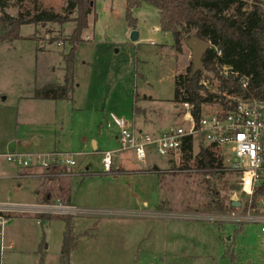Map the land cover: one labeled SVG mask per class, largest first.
I'll use <instances>...</instances> for the list:
<instances>
[{
  "label": "rangeland",
  "instance_id": "1",
  "mask_svg": "<svg viewBox=\"0 0 264 264\" xmlns=\"http://www.w3.org/2000/svg\"><path fill=\"white\" fill-rule=\"evenodd\" d=\"M92 1L87 27L74 51L71 99L32 95L43 84L63 81L73 23H23L13 39L2 38L7 27L0 29V153H18L20 161L30 160L23 166L0 156V201L29 205L43 201L48 193L63 203L97 211L70 217L73 248L65 264H264V233L256 231V224L197 216L227 205L232 191L244 198L237 175L227 167L233 156L224 157V148L212 147L226 167L220 172L196 167L197 139L189 160L180 152L167 157L150 152L142 162L131 150H116L119 144L112 131L117 127H107L104 120L97 126L100 110L107 118L112 111L135 125L148 120L140 124L148 132L182 124L179 103L172 101L173 77L192 63L188 47L183 44L178 53L169 32L154 30L159 17L151 4L133 7L134 24L129 25L125 0ZM7 4L4 11L9 15L21 12L28 17L36 8L62 12L66 2ZM133 30L136 40L130 39ZM201 71L202 85L218 92L220 67L216 73L203 66ZM135 93L142 112L133 116ZM221 95L231 101L230 94ZM216 103L203 108L220 109ZM207 145L203 142L202 147ZM106 149L115 153L104 172ZM37 157L47 166L35 162ZM67 157L73 165L64 162ZM36 215L9 214L4 237L10 247L0 252V264H61L65 217L41 220Z\"/></svg>",
  "mask_w": 264,
  "mask_h": 264
},
{
  "label": "trees",
  "instance_id": "2",
  "mask_svg": "<svg viewBox=\"0 0 264 264\" xmlns=\"http://www.w3.org/2000/svg\"><path fill=\"white\" fill-rule=\"evenodd\" d=\"M21 3L23 0H17ZM248 1H250L248 5ZM62 12L52 9H38L25 17L21 12L11 16L4 11L8 6L7 0H0V29L5 31L2 38L13 39L19 36V26L23 23H73V29L67 38L70 50L64 55V76L62 83L45 84L33 93V98L39 99H71L75 81L73 72L74 51L81 41L80 35L87 27V16L91 13L92 0H65ZM126 19L129 25L134 21L131 9L141 3H149L158 12L159 27L172 36V48L180 53L184 40L190 35L207 41L209 47L202 55L204 69L216 73L221 65H226L237 75L220 76L218 92H211L200 82L202 71L190 74L188 65L184 73H177L173 77V99L175 103L187 101L193 104V115L197 118L201 105L217 102L222 108H228V100L224 101L222 91L236 96H251L264 98V1L263 0H125ZM28 15V13H27ZM218 68V69H217ZM246 79L245 88L241 87V80ZM135 99L137 94L135 93ZM134 114L141 113V109L133 105ZM212 145L200 147L194 162L198 168H206L214 172L223 169L221 158L216 155ZM184 159L192 157L191 138L187 137L181 147ZM46 200V199H45ZM229 205L222 204L215 211L226 210ZM50 215L37 214L39 219ZM65 217V229L60 247V262L65 260L73 248L71 216ZM42 222V221H41ZM39 261L42 251H39Z\"/></svg>",
  "mask_w": 264,
  "mask_h": 264
},
{
  "label": "built area",
  "instance_id": "3",
  "mask_svg": "<svg viewBox=\"0 0 264 264\" xmlns=\"http://www.w3.org/2000/svg\"><path fill=\"white\" fill-rule=\"evenodd\" d=\"M220 69L224 77L230 74L234 78L237 75L226 65H221ZM246 84L247 80L242 79L241 87L245 88ZM230 100L226 109L219 105L220 109L204 110L203 107L209 103L202 104L197 118L193 115L192 103L179 102L177 115L182 124L161 129L158 132L136 131L126 120L113 113H109L106 126H115L118 129L119 146L116 150L118 152L131 150L135 159L142 162L150 152L165 157L173 153H181V147L187 137L191 138L192 145L197 139L198 147L203 146V142H207L215 148H224L222 153L224 157L226 154L233 156V160L227 167L237 175L236 185L240 187L239 192L244 197L240 199L237 193L232 191L227 205L232 207L230 201L234 196L240 202V206L232 208L244 207V210L242 213H235L231 210L232 208H229L231 211H212L210 214L197 216L214 222L256 224L257 231L264 233V98L230 95ZM113 153L115 151L105 150L103 152L104 172L109 171L111 167ZM1 155H4L7 161L17 159V162L23 166L30 161L29 159L20 161L18 153L6 152L0 153ZM51 156L46 158L50 159ZM39 158H35V162L42 165L47 164ZM64 162L74 164V160L70 157L65 158ZM223 169L226 167L223 166ZM17 211L50 216L97 213L95 210L63 203L58 198H48L29 205L0 201V252L5 247H10V244L5 243L4 225L9 219V214Z\"/></svg>",
  "mask_w": 264,
  "mask_h": 264
},
{
  "label": "water",
  "instance_id": "4",
  "mask_svg": "<svg viewBox=\"0 0 264 264\" xmlns=\"http://www.w3.org/2000/svg\"><path fill=\"white\" fill-rule=\"evenodd\" d=\"M138 37L137 31L133 30L130 33V39L136 40ZM184 45L189 48L190 50V56H191V71L190 74H195L197 71L202 70V55L209 47V43L207 41L201 40L194 35H190L186 40H184ZM230 205L232 207H238L240 206V202L236 200V198L233 196Z\"/></svg>",
  "mask_w": 264,
  "mask_h": 264
},
{
  "label": "crops",
  "instance_id": "5",
  "mask_svg": "<svg viewBox=\"0 0 264 264\" xmlns=\"http://www.w3.org/2000/svg\"><path fill=\"white\" fill-rule=\"evenodd\" d=\"M158 28H160V27H157V26H155L154 27V30H158ZM63 76H64V73H63ZM63 76H62V78H63ZM74 81H75V78H74ZM49 83H55V82H49ZM62 83V82H61ZM46 84H48V83H46ZM43 85H45V84H43ZM42 85V86H43ZM74 90H75V86H74ZM74 90H73V92H74ZM33 97V96H32ZM146 98H147V96H146ZM151 98V96H148V99H150ZM35 99H39V98H35ZM136 99H137V97H136ZM136 99H134L133 100V104H132V107H131V111H132V113H133V116H135V115H137L136 113L134 114V112H133V105L135 104L136 105V103H135V100ZM45 100H48V99H45ZM50 100H52V99H50ZM137 106V105H136ZM138 107V106H137ZM100 110V109H99ZM101 113V114H100ZM109 113H113L114 114V112H112V111H110ZM109 113L107 114V116H108V118L107 117H105V110H100V112H98L97 113V115H98V117L99 118H97V120H98V124H97V126L99 127L101 124H102V121L101 120H104L105 121V123L109 120ZM148 120H146V121H144V120H141L139 123H138V125H135V121H133V123H129V125H131V127L134 129V130H136V131H145V130H143V128L141 127V125L140 124H142V125H144V124H148V123H150V122H147ZM111 129H113V127L111 128ZM148 131V130H147ZM117 129L115 130V131H112V136H113V138L115 139V140H117ZM118 141V140H117ZM95 146V142L93 141V147ZM106 150H109V149H106ZM105 151V150H104ZM31 177H33V176H31ZM35 177V176H34ZM45 197H44V199L43 200H45V199H48V198H50L49 196H50V194H48V193H46L45 195H44ZM256 231H257V229H256Z\"/></svg>",
  "mask_w": 264,
  "mask_h": 264
}]
</instances>
